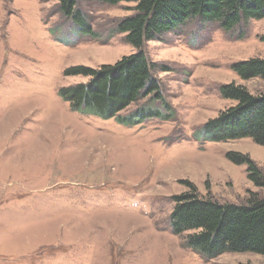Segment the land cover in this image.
Listing matches in <instances>:
<instances>
[{"label":"rangeland","instance_id":"374dc122","mask_svg":"<svg viewBox=\"0 0 264 264\" xmlns=\"http://www.w3.org/2000/svg\"><path fill=\"white\" fill-rule=\"evenodd\" d=\"M136 3L82 1L80 26L59 0H0V264H264L252 252L208 258L171 221L187 182L221 203L264 198L247 165L227 156L246 154L264 173V146L212 141L204 130L234 104L222 85L264 92V78L243 80L232 68L264 58V18L230 31L193 18L146 43L149 58L168 68L157 72L164 101L148 96L121 114L167 118L124 125L72 111L59 96L89 81L65 75L72 66L135 52L118 25Z\"/></svg>","mask_w":264,"mask_h":264},{"label":"trees","instance_id":"16d2710c","mask_svg":"<svg viewBox=\"0 0 264 264\" xmlns=\"http://www.w3.org/2000/svg\"><path fill=\"white\" fill-rule=\"evenodd\" d=\"M87 0H59L63 14L82 26L85 19L77 5ZM90 1V0H89ZM118 4L126 0H100ZM134 14L118 25L120 33L135 52L113 64L93 68L72 66L65 75L89 77L87 83L59 90L72 111L102 119H115L124 125H135L151 116L167 118L162 112L140 110L129 117L121 113L131 104L145 97L163 100L157 77L160 70L168 71L152 61L145 49L147 42L184 24L193 18L218 22L230 31L243 21L264 18V0H136ZM264 42V34L261 36ZM233 70L243 79L264 78V58L238 61ZM221 94L234 104L208 121L204 130L212 141H233L251 138L264 146V92L254 94L246 86L235 82L224 84ZM164 101V100H163ZM163 103V102H162ZM165 107V105L163 104ZM236 164H246L248 178L264 187L262 169L246 154L229 152ZM187 190L173 197L176 205L171 214L172 231L186 236V245L214 258L223 253L252 252L264 255V198L253 195L246 203H221L200 195L193 183Z\"/></svg>","mask_w":264,"mask_h":264}]
</instances>
